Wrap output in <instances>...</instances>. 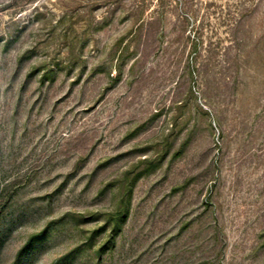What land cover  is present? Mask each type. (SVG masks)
Wrapping results in <instances>:
<instances>
[{"label": "rangeland", "instance_id": "obj_1", "mask_svg": "<svg viewBox=\"0 0 264 264\" xmlns=\"http://www.w3.org/2000/svg\"><path fill=\"white\" fill-rule=\"evenodd\" d=\"M0 264H264V0H0Z\"/></svg>", "mask_w": 264, "mask_h": 264}]
</instances>
